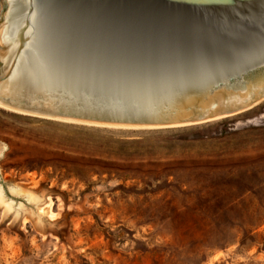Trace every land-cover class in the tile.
Here are the masks:
<instances>
[{"label": "rangeland", "instance_id": "rangeland-1", "mask_svg": "<svg viewBox=\"0 0 264 264\" xmlns=\"http://www.w3.org/2000/svg\"><path fill=\"white\" fill-rule=\"evenodd\" d=\"M0 189V264H264V99L151 130L0 109Z\"/></svg>", "mask_w": 264, "mask_h": 264}, {"label": "water", "instance_id": "water-1", "mask_svg": "<svg viewBox=\"0 0 264 264\" xmlns=\"http://www.w3.org/2000/svg\"><path fill=\"white\" fill-rule=\"evenodd\" d=\"M263 99L264 0H0V104L14 111L173 129Z\"/></svg>", "mask_w": 264, "mask_h": 264}, {"label": "bare ground", "instance_id": "bare-ground-1", "mask_svg": "<svg viewBox=\"0 0 264 264\" xmlns=\"http://www.w3.org/2000/svg\"><path fill=\"white\" fill-rule=\"evenodd\" d=\"M0 109L6 110V111H11L12 113L20 114V115H23V116L25 115V116H30V117L40 118V119L54 120V119H49V118H44V117H39V116H32V115H28L26 113L14 111V110L9 109V108L1 105V104H0ZM54 121H61V120H54ZM214 121H216V120H214ZM61 122L74 123V122H70V121H61ZM85 125L97 126V127H107V128H118V129H120V128L121 129H132V130H137V129L138 130H140V129H150V130L151 129H161V128H153V127H130V126H111V125L107 126V125H92V124H85ZM181 127H185V126H181ZM11 191H12V194H14V195H19V196H20V194L24 195L29 202L35 203V202H37L39 200L34 194H32L30 192L23 191V190H21L20 188H17V187L11 188ZM39 204H37V205H39ZM0 206L2 208H4L5 212L6 211L9 212L11 210L12 206H13V205L11 206L10 202L6 203V200H5L4 196H3V193L1 191V189H0Z\"/></svg>", "mask_w": 264, "mask_h": 264}]
</instances>
